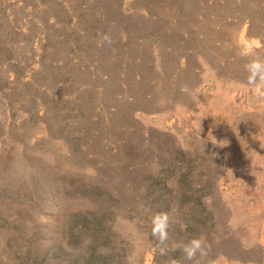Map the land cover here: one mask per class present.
Masks as SVG:
<instances>
[{"label": "rangeland", "instance_id": "rangeland-1", "mask_svg": "<svg viewBox=\"0 0 264 264\" xmlns=\"http://www.w3.org/2000/svg\"><path fill=\"white\" fill-rule=\"evenodd\" d=\"M253 54L264 0H0V264H264Z\"/></svg>", "mask_w": 264, "mask_h": 264}, {"label": "clouds", "instance_id": "clouds-1", "mask_svg": "<svg viewBox=\"0 0 264 264\" xmlns=\"http://www.w3.org/2000/svg\"><path fill=\"white\" fill-rule=\"evenodd\" d=\"M249 54V53H246ZM254 58L251 59L246 65L245 69L248 73L247 75V85L252 90L253 95L260 99L264 98V60L260 59L259 56L253 54ZM161 219L160 217L154 218ZM167 227L166 218L164 219V223L161 225L157 231L161 234V238L163 239L166 235L165 229ZM186 253L187 258L191 259L193 255L197 251L201 250V241L198 239H193L189 241L187 245L183 248Z\"/></svg>", "mask_w": 264, "mask_h": 264}]
</instances>
